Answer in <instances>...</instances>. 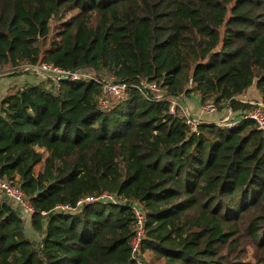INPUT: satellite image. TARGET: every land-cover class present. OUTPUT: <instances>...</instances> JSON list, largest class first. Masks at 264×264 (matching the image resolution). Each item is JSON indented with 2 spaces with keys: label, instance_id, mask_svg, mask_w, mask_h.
Returning a JSON list of instances; mask_svg holds the SVG:
<instances>
[{
  "label": "trees",
  "instance_id": "1",
  "mask_svg": "<svg viewBox=\"0 0 264 264\" xmlns=\"http://www.w3.org/2000/svg\"><path fill=\"white\" fill-rule=\"evenodd\" d=\"M40 64L96 77L0 101V176L35 208L0 202V264H264L263 132L171 111L194 98L239 118L253 87L264 104V0H0V67ZM110 76L127 92L102 110Z\"/></svg>",
  "mask_w": 264,
  "mask_h": 264
},
{
  "label": "built area",
  "instance_id": "2",
  "mask_svg": "<svg viewBox=\"0 0 264 264\" xmlns=\"http://www.w3.org/2000/svg\"><path fill=\"white\" fill-rule=\"evenodd\" d=\"M23 69L27 72H36L39 73L40 71L48 73L51 76H48L50 79L54 81H62L67 77L71 76L72 81H88L93 80L96 76L90 75L86 72H70L67 70H63L52 65L48 64H40L37 66H23ZM47 77V76H45ZM70 80V81H71ZM102 89L103 95L100 102V108L102 110L108 109L111 106V101L113 99H120L126 95L127 92V85L125 83H121L115 80L114 77L110 76L103 81ZM142 90H151L152 92H159L158 88L154 84H142ZM252 106V109L248 112L242 113L239 118L234 117L232 111L229 109V118L222 120L219 125H224L226 127H232L236 125L241 120H250L255 122L257 128L263 132L264 134V104L262 101H252L247 102ZM180 107L176 101L172 102L171 111L175 112V109ZM203 111L207 115H214L217 114V108L213 103H207L202 105ZM187 118V124L194 130L196 129L199 121L192 120L190 117L182 113ZM102 200L107 201H116L114 196L104 194L101 197ZM90 201V199H86L77 203L76 207L72 206H60L57 209L62 211H76L81 208L86 202ZM0 202H5L11 206H13L19 214L23 218H30L35 214V208L28 199L23 191L13 183L3 179L0 176ZM132 210L134 212L136 225H135V235L131 240V255L132 260L138 261L141 263L143 258L142 246L143 242L146 238V231H145V212L143 211L142 207L138 203L131 204Z\"/></svg>",
  "mask_w": 264,
  "mask_h": 264
},
{
  "label": "rangeland",
  "instance_id": "3",
  "mask_svg": "<svg viewBox=\"0 0 264 264\" xmlns=\"http://www.w3.org/2000/svg\"><path fill=\"white\" fill-rule=\"evenodd\" d=\"M90 75H93L94 73L91 71L87 72ZM47 76V77H45ZM48 76V73L40 71L39 73L36 72H27L21 67L19 70H14L10 67H0V87L7 92H10L13 87H21L26 84H30L29 82H32L33 84L41 83L45 85L47 88H52V84L47 81L50 79ZM10 80H14L13 83L7 84ZM49 83V84H48ZM3 96V92L0 93V98ZM178 104H180L181 112L190 117L192 120L195 121H207V122H216L219 124L222 120L229 118L228 112L217 113L214 115H207L203 109L202 105L197 103L194 98L192 99H182L181 102L179 100H174ZM42 167L39 166L37 168V171H41ZM28 220V218H27ZM25 227L27 229V235L29 238L33 240H40L38 235L32 231L30 227V223L26 222Z\"/></svg>",
  "mask_w": 264,
  "mask_h": 264
},
{
  "label": "crops",
  "instance_id": "4",
  "mask_svg": "<svg viewBox=\"0 0 264 264\" xmlns=\"http://www.w3.org/2000/svg\"><path fill=\"white\" fill-rule=\"evenodd\" d=\"M14 80H10L9 82H7V84L13 83ZM30 84H33L32 82H29ZM3 92V96L0 98V101L8 94V92L6 93V91H4L1 87H0V93ZM240 100L242 102H252V101H261V97L256 89V87H253L249 90V92L247 93V95L243 96L240 98ZM196 101V99H195ZM197 102V101H196Z\"/></svg>",
  "mask_w": 264,
  "mask_h": 264
},
{
  "label": "water",
  "instance_id": "5",
  "mask_svg": "<svg viewBox=\"0 0 264 264\" xmlns=\"http://www.w3.org/2000/svg\"><path fill=\"white\" fill-rule=\"evenodd\" d=\"M70 80H71V76L67 77L66 79H64V80H62V81H64V82H68V81H70Z\"/></svg>",
  "mask_w": 264,
  "mask_h": 264
}]
</instances>
